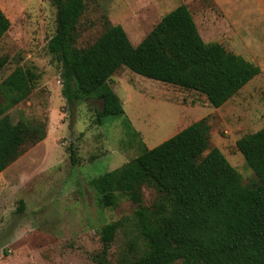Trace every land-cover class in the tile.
Returning <instances> with one entry per match:
<instances>
[{"label": "rangeland", "instance_id": "rangeland-1", "mask_svg": "<svg viewBox=\"0 0 264 264\" xmlns=\"http://www.w3.org/2000/svg\"><path fill=\"white\" fill-rule=\"evenodd\" d=\"M183 3L205 42H219L241 54L260 73L215 107L204 94L123 67L110 85L126 115L98 122L101 99L83 95L68 103L62 93L61 65L48 48L56 28L52 1L0 0L11 22L0 39V84L20 66L37 74L30 95L8 113L15 123L25 119L46 125L45 138L0 173V264H100L94 259L101 250L98 232L113 221H120V227L108 264L137 255L136 247L143 246L138 205L121 196L113 208L98 207L90 180L136 157L141 142L155 147L201 119L209 126L203 155L217 147L244 185L256 181L236 141L264 127V0H86L77 46L94 43L107 22L122 25L136 46ZM70 146L76 151L74 162ZM156 197L152 188H142V205L151 206Z\"/></svg>", "mask_w": 264, "mask_h": 264}, {"label": "trees", "instance_id": "trees-1", "mask_svg": "<svg viewBox=\"0 0 264 264\" xmlns=\"http://www.w3.org/2000/svg\"><path fill=\"white\" fill-rule=\"evenodd\" d=\"M56 28L48 48L61 65L62 93L68 103L96 95L103 105L97 121L126 115L110 85L126 67L146 78L194 90L219 107L231 99L261 68L219 42L202 38L194 16L180 4L134 46L120 24L105 30L87 47L77 46V28L86 0H51ZM11 25L0 6V39ZM36 72L17 67L0 84V173L25 149L43 140L46 125L21 119L8 110L26 99ZM209 126L196 121L155 147L141 142L140 153L122 166L95 176L90 185L100 208H113L125 196L138 205L137 227L143 246L116 264H264V127L240 137L238 150L257 179L244 185L241 174L217 147L208 149ZM136 134V133H135ZM71 159L76 151L70 146ZM155 190L151 206L142 205V188ZM23 203V202H22ZM120 221L99 230L100 252L94 259L108 264ZM132 247V246H131Z\"/></svg>", "mask_w": 264, "mask_h": 264}]
</instances>
